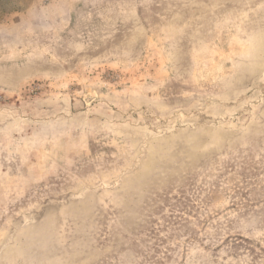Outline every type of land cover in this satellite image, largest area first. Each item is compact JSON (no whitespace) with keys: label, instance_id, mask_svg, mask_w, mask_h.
Returning <instances> with one entry per match:
<instances>
[{"label":"rangeland","instance_id":"1","mask_svg":"<svg viewBox=\"0 0 264 264\" xmlns=\"http://www.w3.org/2000/svg\"><path fill=\"white\" fill-rule=\"evenodd\" d=\"M0 264H264V0H0Z\"/></svg>","mask_w":264,"mask_h":264}]
</instances>
